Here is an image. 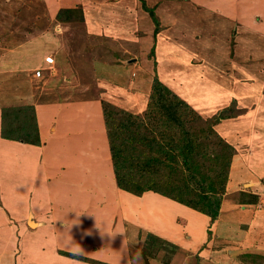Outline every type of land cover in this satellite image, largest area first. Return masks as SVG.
Returning <instances> with one entry per match:
<instances>
[{"label":"rangeland","instance_id":"obj_1","mask_svg":"<svg viewBox=\"0 0 264 264\" xmlns=\"http://www.w3.org/2000/svg\"><path fill=\"white\" fill-rule=\"evenodd\" d=\"M135 1L138 5L134 6ZM145 1L146 4L151 2L150 6L155 7L160 24H163L161 22L162 18L163 22L167 24L166 28L173 33V27L175 26L177 36H179V30L183 25L190 24L192 20L196 19L188 9H183L184 15H180L181 10L177 6H190L191 3L188 0ZM204 1L206 0L197 1L198 5L196 6L199 11H202L205 6ZM70 7L81 8L83 12L82 21L59 22L56 20L55 16L60 8ZM134 7L146 14L143 19ZM182 18L184 21L181 20ZM99 19L102 28L99 30L92 29V25H97ZM137 21L139 22L137 23ZM153 25L154 23L148 13L141 8L139 0H0V96L3 97L0 99V109L7 106L26 104H50L47 108L55 107L62 109L65 114L67 113L66 120H81L84 117L83 119L88 123L89 119H97V117L102 116H96L94 113H90L88 109L95 106V109L98 110V107H101V101H106L138 118H145L152 81L157 74L158 63L155 54V39L151 45H154V53H151V47L147 50L150 37L153 38L152 33H148V31L152 29ZM110 27H113V30ZM160 29H163L162 25H160ZM138 34H144L141 36V41L136 36ZM167 36H170L169 32ZM170 38H174V35ZM169 40L166 43L163 40L157 41L160 49L161 46L165 45V48L169 50L171 44ZM20 61H26V64H20ZM29 65L32 66L30 70H28ZM168 66L172 69L174 67L173 62L169 63ZM37 70L39 74H37ZM141 72H146V75L141 76ZM73 103H89L85 106L87 112H84H86V115L74 117L73 107L71 106ZM187 104L189 103L187 102ZM193 109L195 110V108ZM196 112L201 116V121L204 122L203 124L199 123L200 121L196 119L193 123L194 126H197L198 129L202 126L205 129V132L199 133L196 137L197 145L205 155L197 156L201 159V162L210 165L213 161L212 157L221 152L219 150L222 145L215 135H210L206 131V128L210 124L215 129L214 126L217 123L215 121L221 111L219 114L217 111L207 117L201 115L197 110ZM232 112L231 117H235L237 109L232 108ZM100 113L102 114V109ZM83 134V138L87 140V134ZM217 134L219 133L217 132ZM233 136L234 141L226 140L233 149L228 174L224 175L223 173V176L227 178L226 185L228 180L229 182L232 181L229 171L233 156L237 154V145H241L245 149L252 145L251 137L245 136V132L242 134L240 130H235ZM115 138L116 141L120 140L118 136ZM247 138L250 141H247ZM106 142L108 143V139ZM131 143L132 145L129 144L128 148L132 147V152L126 151L127 157L132 156L133 147L136 148V152L144 151L145 154L158 156V154L147 148L139 146L137 142ZM42 145L40 138V144H30L29 148H32L31 150L35 152V146L42 148ZM0 146V173L4 178L3 181H0V264H36V259H40L45 250H48L46 248L49 241L47 230L49 232L51 230L53 233L59 232V228L64 222L66 223V220H69L67 221L69 226L71 223L72 228H74L73 231L77 230L80 234L77 240H74V237L73 240H69L73 242L74 245L71 247L75 248L76 252L70 253L78 255L84 260L72 258L63 253L69 251L55 248L58 254L71 260H78L81 263H107V253L111 252L115 256L116 250L113 246L115 243L123 244L124 240L122 239L126 236L123 232L125 230L129 232L128 223L120 221L125 218L123 217L125 210L134 208L138 203H135V199H133L129 206H126L124 202L125 198L129 197L127 193L138 198L146 197V192L167 197L152 190L136 195L120 189L116 185L114 173L107 176V170L106 174L101 173V170L99 171L100 167H102V170L105 169V163L102 158H96V150L98 149L91 147H89V151L85 150L83 152L85 156L88 155V158L84 163L80 161V169H78V175H76L79 176L76 179L77 181L70 180L69 177L72 176L66 173L67 176L60 179L58 173H56L54 175V179H56L54 185L50 184L49 187L46 182L37 184L35 181V188H33L31 183L34 181L30 179L32 177L30 174L32 164L28 157L27 163L24 155L26 151L21 152L24 155L22 157H9L5 156L3 152L6 151L7 153L12 148L4 146V144H0ZM226 150V148H223V151ZM49 151L50 160L54 158V162L58 163L61 169L64 167L62 166L64 165L63 161L72 157V154L67 150L49 149ZM27 154L33 156L30 152ZM206 155L209 157L208 159ZM160 157L163 158V156ZM41 166L49 175L48 170L45 168L46 163L43 162ZM213 166L222 179L223 176L220 170L224 168L223 164L216 161ZM42 167L39 169L40 171ZM2 168L4 169L3 172ZM172 172L178 174L179 170ZM208 173L211 176L214 174L211 170ZM52 174L54 173H50V178H52ZM246 174H249V172ZM56 176L59 178H56ZM101 176L103 177L100 178ZM140 181L141 179H138V182ZM180 182H183V179H180L178 183ZM217 182L220 183L221 180L219 179ZM88 183L91 184L92 190L84 192L82 187L88 188ZM245 183L248 184L245 185ZM230 184V187L227 188L225 185L221 203L227 199L231 204V208L234 211L242 210V214L246 211L255 214L260 209L264 211L263 175H255L251 179ZM167 198L171 199L170 201H175L173 198ZM80 200H83L86 206H83L84 218L78 216L81 218L78 219L75 204ZM92 204L94 205L89 207ZM70 205L71 210L69 209ZM28 206L32 207L39 220L49 222L48 225L33 228L30 223L33 221L32 216L28 217V224L25 223L24 220L26 221L30 208ZM101 206L102 208L99 210ZM62 216L65 217L64 221ZM138 220L140 218H137ZM52 222L54 226L51 228ZM182 229L180 228V230ZM139 234L141 235V229H139ZM207 234H211L209 227ZM149 235L151 234L145 236L148 244H145L141 249L143 260L146 258L147 263H149L148 257H150L158 264L168 263L177 252V245L169 242V244H165L163 239L160 240L161 238L157 236L156 238L153 235L149 237ZM116 240H119V242ZM79 244L83 245L81 246L82 249H78ZM109 247L110 249H108ZM80 250H83L82 254L78 253ZM37 262L40 264L39 261ZM147 263L142 262V264Z\"/></svg>","mask_w":264,"mask_h":264},{"label":"crops","instance_id":"obj_2","mask_svg":"<svg viewBox=\"0 0 264 264\" xmlns=\"http://www.w3.org/2000/svg\"><path fill=\"white\" fill-rule=\"evenodd\" d=\"M188 1L191 3L190 6H177L182 11H180V15H184V10L188 9L196 19L192 20L190 24L183 25L179 30V36H177L175 26L173 27L174 33L171 31L172 34L166 28L167 24L163 22L162 18L163 24L160 25L163 29H160L156 36L153 31L154 25L148 31V33H152L153 38L150 37L147 50L152 47L154 39L156 44L157 77L166 87L205 117L217 111L219 114L223 108L234 101L237 115L227 118L218 117L215 121L217 122L214 126L215 130L228 141L235 140L233 138L235 130H240L242 134L245 132V136L251 137L252 145L246 149L237 145V154L233 156L229 171L232 179L230 182L232 184L241 182L251 179L255 175L264 176V0H206L202 11H199L196 6L198 0ZM135 5H138L136 1ZM135 9L143 19L146 14ZM166 20L170 23L168 19ZM181 20L184 21L183 18ZM96 24L92 25V29L102 28L100 19ZM168 32L170 36L174 35V38L167 36ZM142 35H136L140 41ZM159 40H163L165 43L169 40L170 49L165 48V45L161 46L164 49H160L157 42ZM171 62L174 64L172 69L168 66ZM19 63L26 64V61ZM28 67L30 70L32 66ZM145 75L146 72H141V76ZM2 98L0 96V99ZM73 104L71 106L74 117L86 115L85 106L89 103H75L74 106ZM49 105H34L38 130L43 143L42 148L35 146L36 154L31 150L32 148H29L30 144L4 139L0 136V144L12 148L7 153L3 152L5 156L22 157L25 155L27 163L28 159L30 160L32 164L30 179L34 181L31 186L35 188L36 182L37 184L46 182L49 187L50 184L54 185L56 173L60 179L67 175L72 176L69 177L70 180L79 178L76 176L80 169L79 164L80 161L84 163L87 160L88 155L85 156L83 152L89 151V147L98 149L96 158H102L105 163V169L102 170L100 167L99 171L106 174L107 170L106 175L111 176L113 173L112 162L102 116L97 119H89L88 123L83 119L84 117L81 120H66L67 113L65 114L62 109L55 107L47 108ZM88 110L96 116L102 115L101 107L96 110L93 106ZM83 133L87 134V140L83 138ZM81 136L82 138H80ZM247 141L250 139L247 138ZM49 149L67 150L72 154V157L63 161L64 165L62 166L64 167L61 169L59 164L54 162V158L50 160ZM22 151H26L24 155L21 153ZM29 152L33 156L28 155ZM43 162L46 163L45 168L49 175L54 173L52 178L46 174L44 167L41 166L42 170H39ZM245 171L249 174H246ZM1 174L0 181H3L4 178ZM59 177L56 176V178ZM230 182L228 180L226 188ZM87 185L88 188L82 187L84 192L92 190L91 184ZM127 195L129 197L125 198L124 202L126 206H129L133 199H135V203H138L134 208L125 210L123 215L125 218L120 221L128 223L129 232L127 230L123 232L126 234L122 239L124 240L123 244L115 243L113 246L116 250L115 256L111 252L107 253V263L142 264L143 261L145 263L141 249L146 241L145 236L152 234L163 241L177 245V252L165 264H264L263 209L256 211L255 214H252L251 211L242 214V210L234 211L226 199L221 203L219 215L211 222L210 218L202 212L152 192H146V197L142 196L143 198L131 196L128 193ZM75 205L76 217L84 218L83 206H86V203L80 200ZM28 207L30 208L27 219L24 220L25 223H27L28 217L32 216L33 221L30 223L33 228L48 225L49 222L39 220L32 207ZM101 208L102 206L99 210ZM69 209H72L71 205ZM79 217L78 219H81ZM64 218L62 216L63 221ZM137 218L140 220L137 221ZM67 221L69 220H66L64 226L59 228V232L53 233L51 230L50 232L47 230L49 241L46 248L48 250H45V255L42 254L40 259H36V264H38L37 261L40 264H92L68 259L64 255H59L55 249L76 253L75 248H72L73 242L69 240H73V237L74 240H77L80 234L77 230L73 231L74 228L71 223L70 227ZM53 226L52 222L51 228ZM208 227L211 230L210 235L207 234ZM180 228L183 229L180 230ZM139 229H141V235ZM116 241L119 242V240ZM81 246L83 245L79 244L78 249H82ZM82 251L80 250L78 253L82 254ZM108 254L112 256L110 257ZM148 261L147 264H158L150 257H148Z\"/></svg>","mask_w":264,"mask_h":264},{"label":"trees","instance_id":"obj_3","mask_svg":"<svg viewBox=\"0 0 264 264\" xmlns=\"http://www.w3.org/2000/svg\"><path fill=\"white\" fill-rule=\"evenodd\" d=\"M139 1L141 8L148 13L154 23L155 36L160 30V21L155 7L146 4L145 0ZM55 18L59 22L82 21L83 12L81 8H60ZM150 51L154 53V45ZM101 107L112 170L116 185L120 189L136 195H141L148 190L156 191L206 214L211 222L217 218L227 179L223 173L224 175L228 174L233 149L209 124L206 131L217 137L222 148H220L219 154L212 157V164L206 165L200 161L201 159L197 155L205 154L197 145L196 137L199 133L205 132V129L202 126L198 129L193 124L196 119L200 121L199 123L203 124L204 122L201 121V116L196 110L166 87L158 79L157 74L152 81L146 108V120L106 101H101ZM232 108H235L234 101L230 107L227 106L221 110L219 117H231L233 115ZM0 118V136L2 138L34 145L40 144L34 105L3 107ZM117 136L120 138V142L116 141L115 137ZM131 142H137L139 146L147 148L158 156L145 154L144 151L136 152V148L133 147L132 156L127 157L125 152H132V147L128 148L129 144L132 145ZM223 148L227 150L223 151ZM199 151L202 153L200 154ZM206 158L209 157L206 155ZM216 161L221 162L224 166L220 170L222 179L213 166ZM176 170H179L178 174H173L172 171ZM209 170L214 172L213 176L208 173ZM138 179L141 181L138 182ZM180 179H183V182L178 183ZM219 179L220 183L217 182ZM149 237H152V234ZM164 243L168 242L164 241ZM145 244H148L147 240ZM63 253L72 258L84 260L76 254ZM97 264L108 263L98 262Z\"/></svg>","mask_w":264,"mask_h":264},{"label":"water","instance_id":"obj_4","mask_svg":"<svg viewBox=\"0 0 264 264\" xmlns=\"http://www.w3.org/2000/svg\"><path fill=\"white\" fill-rule=\"evenodd\" d=\"M145 256V255H144ZM145 259V262L147 263V259L146 258H144Z\"/></svg>","mask_w":264,"mask_h":264},{"label":"built area","instance_id":"obj_5","mask_svg":"<svg viewBox=\"0 0 264 264\" xmlns=\"http://www.w3.org/2000/svg\"><path fill=\"white\" fill-rule=\"evenodd\" d=\"M36 72H37V74H39V71L38 70Z\"/></svg>","mask_w":264,"mask_h":264},{"label":"bare ground","instance_id":"obj_6","mask_svg":"<svg viewBox=\"0 0 264 264\" xmlns=\"http://www.w3.org/2000/svg\"><path fill=\"white\" fill-rule=\"evenodd\" d=\"M177 55V54H176Z\"/></svg>","mask_w":264,"mask_h":264}]
</instances>
